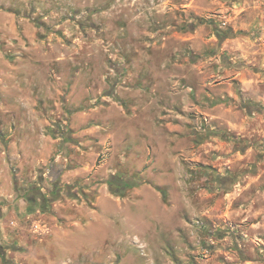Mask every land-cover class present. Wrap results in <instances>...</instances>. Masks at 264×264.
I'll return each instance as SVG.
<instances>
[{"label": "rangeland", "instance_id": "1", "mask_svg": "<svg viewBox=\"0 0 264 264\" xmlns=\"http://www.w3.org/2000/svg\"><path fill=\"white\" fill-rule=\"evenodd\" d=\"M0 165V264H264V0H0Z\"/></svg>", "mask_w": 264, "mask_h": 264}, {"label": "crops", "instance_id": "2", "mask_svg": "<svg viewBox=\"0 0 264 264\" xmlns=\"http://www.w3.org/2000/svg\"><path fill=\"white\" fill-rule=\"evenodd\" d=\"M243 82H244V84H243V87H244V89H249V86L252 84L247 78H245L244 80H243ZM5 169V166L4 165H0V174L1 173H3L4 174V172H2L3 170ZM46 171H44L43 172V177H44V175H46V173H45ZM44 179V178H43Z\"/></svg>", "mask_w": 264, "mask_h": 264}]
</instances>
